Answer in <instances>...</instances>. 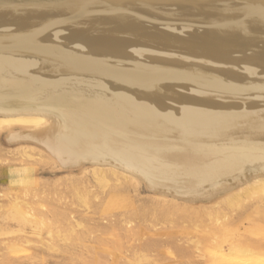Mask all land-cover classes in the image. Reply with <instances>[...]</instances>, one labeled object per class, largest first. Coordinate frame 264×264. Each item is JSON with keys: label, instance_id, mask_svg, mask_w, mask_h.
<instances>
[{"label": "bare ground", "instance_id": "obj_1", "mask_svg": "<svg viewBox=\"0 0 264 264\" xmlns=\"http://www.w3.org/2000/svg\"><path fill=\"white\" fill-rule=\"evenodd\" d=\"M2 126L6 142L110 189L100 217L115 220L90 229L101 249L104 234L126 245L125 264L167 244L177 261L195 251L209 252L204 264L261 262L264 236L216 231L214 209L264 197V0H0ZM140 182L154 197L137 224L205 230L135 239L117 197ZM88 192H76L83 206ZM197 203L215 205L201 207L205 221Z\"/></svg>", "mask_w": 264, "mask_h": 264}, {"label": "rangeland", "instance_id": "obj_2", "mask_svg": "<svg viewBox=\"0 0 264 264\" xmlns=\"http://www.w3.org/2000/svg\"><path fill=\"white\" fill-rule=\"evenodd\" d=\"M2 127V129L0 127V202H2L0 203V264H125L126 256H131V252L125 248L126 245L122 246L124 248L119 247V245L113 243L114 239L110 238V235L104 234L103 238L107 242L106 248L108 249H101L96 243L98 231L90 229L96 224L109 228L110 223L115 220L114 216L106 219L102 218V216L100 217V213L102 212L101 208L99 209V205H103L105 201L110 199V189L99 192L93 186L86 185V187L88 186L86 188L83 181L89 176V172L83 174L82 178V174L77 173L78 170L76 168H73V173H70V170L60 165L57 159L47 150H41L37 146L29 145V143L15 144L13 142L11 144V142H6L4 138L8 127ZM18 127L16 125L14 128L18 129ZM23 149L28 150L24 152L22 151ZM86 191H89L87 193L88 208L86 205L83 206L76 196V192L86 195ZM95 192L98 194L97 196ZM151 196L152 198L154 197L144 187V184L140 182L134 187L129 186L125 189L123 200L117 197L119 201L129 204L126 205L123 211L127 217H129L128 215L131 216L132 221L127 226L134 230H131V232L136 237L135 239L141 235L147 238H156L159 235L158 233L161 232L164 237H172L177 235L179 229H184L186 233L196 232L190 223L181 222L177 219H175L178 221L177 225H171V223L166 222L165 226L159 225L154 229L145 227L143 226L144 224H137L140 220L135 219L137 217L135 213L138 212V215L139 212L142 213L146 210L149 212L150 208L153 207L150 202L152 200ZM139 198L144 199L141 202ZM139 200L140 202H138ZM13 202L16 203L13 204ZM246 202L242 208H235L232 211L227 208L224 209L222 204L216 205L215 208V205L197 203L194 206H198L199 211L194 212V216H192L197 220L202 219L205 221L203 211L206 209L203 210L201 207L212 208L213 206L215 212H218L220 209L223 211L220 212V210L218 212L219 221L215 224L217 226L216 231L222 230L223 226H220L221 224L230 223L235 226H232L231 232L238 231L264 236V197L259 200L254 199V201L249 200ZM10 210L19 211L25 217V220L21 221L11 216ZM111 213L112 210L109 209L108 214L105 216H110ZM222 213L226 219H223ZM259 218L260 220L262 219L261 224ZM75 221L79 225L74 223ZM205 223L207 221L203 222V224ZM72 228L74 233L71 235L68 231L72 230ZM204 230L205 228L200 227L197 229V232L202 233ZM169 247L167 244L163 247L164 251L158 250L157 253L150 250L143 251L142 255L144 257L140 261V264H193L192 262H195L194 264H204L202 263L204 258H209V252H201L199 254L192 251L188 253L187 257H181L178 262L172 252L173 250L171 251ZM102 257H104V260ZM256 257L260 258L262 262L258 264H264V254L257 255ZM256 257L255 259H257ZM255 259L253 258L252 261H258Z\"/></svg>", "mask_w": 264, "mask_h": 264}]
</instances>
